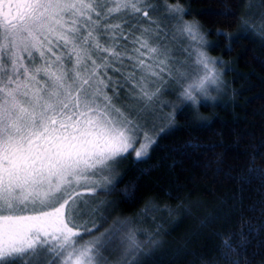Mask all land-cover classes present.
Instances as JSON below:
<instances>
[{"label":"snow or ice","instance_id":"obj_1","mask_svg":"<svg viewBox=\"0 0 264 264\" xmlns=\"http://www.w3.org/2000/svg\"><path fill=\"white\" fill-rule=\"evenodd\" d=\"M149 11L178 21L173 41L191 38V51L182 49L191 72L187 60L174 67L172 49L159 44L168 33ZM185 13L179 0H0V264H139L145 246L158 244L151 236L142 244L128 219L99 231L107 201L84 197L107 193L129 153L145 161L155 141L129 113L155 115L161 85H178V98L196 106L222 83L223 61L200 50L203 35ZM125 26L139 35L128 40ZM120 89L142 108L123 105L126 113Z\"/></svg>","mask_w":264,"mask_h":264},{"label":"trees","instance_id":"obj_2","mask_svg":"<svg viewBox=\"0 0 264 264\" xmlns=\"http://www.w3.org/2000/svg\"><path fill=\"white\" fill-rule=\"evenodd\" d=\"M153 2L159 7L162 0ZM179 3L183 19L198 25L209 56L223 61L216 64L222 89L192 106L173 87L172 106L160 112L173 117L171 125L158 133L145 161L131 153L124 160L107 193L106 223L128 219L142 237L158 241L145 247L139 264H264V174L256 171L264 169V0ZM149 16L172 38L166 30L177 21L162 11ZM130 31L139 35L125 26V34ZM119 91L123 105L129 99Z\"/></svg>","mask_w":264,"mask_h":264},{"label":"rangeland","instance_id":"obj_3","mask_svg":"<svg viewBox=\"0 0 264 264\" xmlns=\"http://www.w3.org/2000/svg\"><path fill=\"white\" fill-rule=\"evenodd\" d=\"M177 24H178V21H177ZM169 25L170 24H168V30H166V31L170 32L172 37H173L174 28L173 27L172 28L169 27ZM151 42L154 43V44L157 43L156 41H151ZM159 44L161 46H163L164 44H167L172 49V55L175 57V59L177 61V65H174V67L175 66H179V61L187 60L188 61L187 64L183 65L182 68L188 70L189 72L192 71V69L189 67V65H191V63H192V59L188 57L187 52L182 51V49H185V48L188 49V51H191V38L190 37H187L186 35H183V34L176 33V40L175 41H173V39L171 37H169V35H168V37H166L165 39L160 40ZM200 50L205 52V54L209 56V54L207 53V51H206V49L204 47V41H203L202 45L200 46ZM215 68H216V71L219 72L216 65H215ZM175 86L178 87V85L173 84L171 81H168L167 84L161 85V92H160V95H159V97L157 99H158V101L163 102V107L161 108V105L159 103L155 102V101L152 102V107L155 109V115H152L150 112H147V111H145L143 115H139L136 112L129 113L133 117V119H135L137 122H139L143 126L144 131L148 134V136L152 140H155V138L158 135V133L162 132L161 129L165 130L171 125L172 120L169 121L166 117H162L161 113L165 112L167 107L172 103V101L168 97H172L173 96V93L175 91V89H173V87H175ZM178 89H179L178 91L180 92L181 91L180 87H178ZM221 89H222V86H221V83H220L218 85V90L217 91L219 92V91H221ZM129 91H131V90H129ZM214 91L215 90L210 88L209 89V94H212ZM202 98L203 97L198 96V99H202ZM123 105H130L131 107H133L135 109L142 108V104L141 103L132 101L130 99L128 101H125V104H123ZM123 105L118 104V106L122 107V109L127 113L128 109L127 108H123ZM171 106L172 105H170V107ZM165 116H167V114ZM152 145L153 144H151L149 146L148 153H149V150H150ZM125 159L126 158H122V159L118 160V162L114 165V169H113L112 175L110 177L112 179L113 183L110 186V188L115 184L116 179L118 178L117 175L119 174V171L122 169ZM107 193L99 192V193H97L96 197H91V196H88L87 194H85L84 199H86V200H95L96 198H98L100 200L107 201V204L105 205V208H104V211L107 212V209H108V206H109L108 203L110 202L108 200L109 198L107 197ZM84 219H88V217H84ZM96 219H97V222L101 224V228H100L99 231H103L104 229L108 228L111 225V224L109 225L108 223H104L103 221H101L99 216H97ZM137 237H138V239L140 240V242L142 244H144L149 238V236L142 237L139 232L137 233ZM84 238L85 239H89L91 237L85 236ZM142 238H144V239H142ZM146 246L147 247H151V246H148V245H146ZM111 255L112 256L109 255V259L110 260H114L117 256L120 255V251L117 250L116 253L111 254Z\"/></svg>","mask_w":264,"mask_h":264}]
</instances>
